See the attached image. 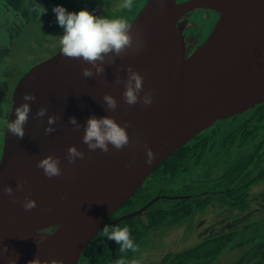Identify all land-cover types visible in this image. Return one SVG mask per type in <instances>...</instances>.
Instances as JSON below:
<instances>
[{
    "label": "water",
    "instance_id": "water-1",
    "mask_svg": "<svg viewBox=\"0 0 264 264\" xmlns=\"http://www.w3.org/2000/svg\"><path fill=\"white\" fill-rule=\"evenodd\" d=\"M198 10L213 11L219 18L205 41L188 54L187 22L181 19ZM129 23L143 47L136 55L129 52L111 65L105 63L102 76L85 78L82 68L90 65L65 58L59 49L15 84L7 123L25 102V92L36 100L28 101L31 111L23 139L7 127L4 135L0 188L10 185L15 201L0 191V248H8L0 264H80L106 221L163 160L218 121L264 103V0H145ZM129 66L143 76L141 96L153 93L151 105L124 102ZM106 93L117 100L115 111L105 110ZM40 107L47 113L36 118ZM93 115L127 124L130 145L119 151L110 145L108 153L88 150L82 137ZM48 116L60 119L52 125L55 132L46 135ZM70 117L80 124L79 131ZM145 144L155 154L151 165L145 162ZM70 146L84 152V159L69 163ZM48 155L59 158L60 177L48 178L37 168ZM17 181H26L22 190H17ZM25 197L37 206L25 211ZM159 199L111 223L135 217ZM50 229L54 232L46 234Z\"/></svg>",
    "mask_w": 264,
    "mask_h": 264
},
{
    "label": "trees",
    "instance_id": "trees-1",
    "mask_svg": "<svg viewBox=\"0 0 264 264\" xmlns=\"http://www.w3.org/2000/svg\"><path fill=\"white\" fill-rule=\"evenodd\" d=\"M144 1L133 0L131 11L112 6L91 13L110 19L125 18L130 22ZM65 3L66 0L60 6L64 7ZM40 39L29 45L38 53L44 43ZM176 195H188V198H174ZM158 196L161 198L143 214L111 223L143 208ZM218 208L228 209L236 217L251 218L256 214L258 219L253 227L258 226L260 237L245 229L215 236L210 231L212 236L195 245L187 248L181 245L182 249L176 248L177 251L147 264H216L219 257L240 241L245 245L256 242L255 247L248 248L247 264H251L253 258L263 259L264 264V216L261 215L264 214V103L241 115L218 121L175 151L157 166L133 198L106 221L105 225L110 227H127L134 243L139 245L138 252L120 253V245L108 240L100 230L81 256L80 264H116L120 258H124L126 264H138L148 248L157 247L154 239L161 233L186 225V233L190 235L188 231L192 232L203 216Z\"/></svg>",
    "mask_w": 264,
    "mask_h": 264
},
{
    "label": "clouds",
    "instance_id": "clouds-1",
    "mask_svg": "<svg viewBox=\"0 0 264 264\" xmlns=\"http://www.w3.org/2000/svg\"><path fill=\"white\" fill-rule=\"evenodd\" d=\"M122 7L131 11L133 8V0H123ZM52 11L56 15L58 25L64 29L63 35L59 36L61 54L65 58L79 59L83 63L90 65L89 67L82 68V75L85 78L102 76L105 72V63L111 65L115 63L116 58L122 57L129 52L132 55H136L143 47L142 44L135 40L132 34V25L125 18L110 19L107 17H97L86 9H82L79 12H69L63 6L59 5L55 6ZM29 12L35 13L36 17L40 18V16L46 14L47 9L43 5L35 2L30 6ZM115 82L116 84H120L121 80L117 78ZM123 85L124 91L122 98L127 105L135 106L138 103H143L146 106L151 105L153 93L147 92L141 96V93L144 92L143 76L131 66L127 68V78L123 81ZM22 99L25 102L15 108V118L7 124V131L17 139H23L25 136L24 126L28 122L31 111L28 101H35L36 96L33 93L25 92ZM103 101L106 111L116 110L117 100L112 95L106 93L103 96ZM46 113L47 108L40 107L35 116L36 118H43ZM58 119H60L58 116H48L47 123L49 126L45 128L46 135L55 132V128L52 125ZM69 123L74 126V130H80L81 126L77 123L75 117H70ZM127 127V124L121 126L110 116L105 115L97 118L93 115L86 121L82 142L87 146L88 150L93 152L99 149L104 153H108L110 151V145L117 151L123 150L130 145V138L126 131ZM144 147L147 154L145 162L151 165L155 159V154L147 144ZM84 156L85 153L78 150L75 146H70L66 152V159L69 163H75L77 158L82 160ZM59 164L58 157L54 158L52 155H48L40 159L36 166L43 170L46 177L53 178L62 175ZM25 183L26 181H17V190H22ZM0 191L15 201L13 188L10 185H4L0 188ZM174 198L186 199L188 195H176ZM36 206L35 200L25 197L23 203L25 211L32 210ZM102 230L104 237L120 245V253L126 254L129 251L133 253L139 251V245L134 243L130 235V230L127 227L121 228L119 226L110 227L105 225ZM7 251V246H3L0 248V255ZM9 264H16V260H10ZM52 264H63V262L54 260ZM116 264H126V261L124 258H120L116 261Z\"/></svg>",
    "mask_w": 264,
    "mask_h": 264
},
{
    "label": "rangeland",
    "instance_id": "rangeland-1",
    "mask_svg": "<svg viewBox=\"0 0 264 264\" xmlns=\"http://www.w3.org/2000/svg\"><path fill=\"white\" fill-rule=\"evenodd\" d=\"M63 1L65 2V0H0V156L8 124L7 114L12 104L13 88L17 80L35 64L48 58L54 50H57V47L60 48L59 36L63 35L64 29L58 25L56 15L52 9L55 6H60ZM68 1L66 0L64 7L70 12H79L82 9L92 12L93 10L108 9L112 6L121 8L123 4V0ZM35 2L47 9L46 14L40 16V18H37L35 13L29 12L30 6ZM58 2L61 3L57 4ZM214 23L213 18L209 20L201 19V15H199L197 27L193 30L203 32L208 25L213 26ZM39 38L44 43L39 48L40 52L38 53V50L29 45ZM35 52L38 54L34 57ZM211 213L209 212L203 216L192 232L188 231L190 235L186 233V225L161 233L157 239H154L157 247L148 248L146 255L140 258L138 264L150 263L153 260L162 258L164 254L195 245L205 237L232 232V230H250L253 233L256 232L257 238L261 235L257 229L258 226L253 227L258 219L256 214L251 218L236 217L237 215L228 209H217ZM261 215L264 216V214ZM209 228L214 229L212 235L208 233ZM181 245L184 246L179 248ZM244 245V241L237 242L219 257L216 264H247L250 252L248 248L255 247L256 242H249ZM252 254L254 257L255 250L252 251ZM253 259L254 261L251 264H262L263 259Z\"/></svg>",
    "mask_w": 264,
    "mask_h": 264
},
{
    "label": "flooded vegetation",
    "instance_id": "flooded-vegetation-1",
    "mask_svg": "<svg viewBox=\"0 0 264 264\" xmlns=\"http://www.w3.org/2000/svg\"><path fill=\"white\" fill-rule=\"evenodd\" d=\"M196 12H198V13H196ZM196 12H194L190 16L187 15L186 17L181 19V21L187 22V25L185 28V33H186V41H187V47H188L187 53L188 54H190L192 51H194L200 44H202L205 41V39L210 34V32L213 29V26L215 25V23H217L216 21H218V18H219V15L213 11L198 10ZM199 15H201V19L203 18V19L209 20V19L213 18L215 20L214 25L213 26L208 25V27L203 32L202 31L197 32V31L193 30L194 28L197 27L196 19L198 18ZM188 18H189V21H188ZM59 49L60 48L57 47V50H59ZM54 51H56V50H54ZM52 54H54V52ZM9 112H10V109H9ZM9 112H8V115H9ZM164 197H166V196H164ZM221 209L222 208H218V210H221ZM51 229H53V228H51ZM51 229L47 230V231L45 230L46 231L45 233H53L54 231ZM54 230H55V227H54ZM213 230L214 229L209 228L208 232L213 231Z\"/></svg>",
    "mask_w": 264,
    "mask_h": 264
},
{
    "label": "bare ground",
    "instance_id": "bare-ground-1",
    "mask_svg": "<svg viewBox=\"0 0 264 264\" xmlns=\"http://www.w3.org/2000/svg\"><path fill=\"white\" fill-rule=\"evenodd\" d=\"M43 240H45V239H43Z\"/></svg>",
    "mask_w": 264,
    "mask_h": 264
}]
</instances>
